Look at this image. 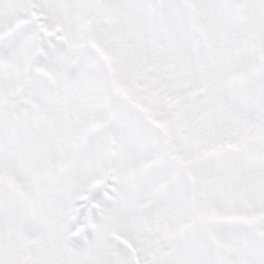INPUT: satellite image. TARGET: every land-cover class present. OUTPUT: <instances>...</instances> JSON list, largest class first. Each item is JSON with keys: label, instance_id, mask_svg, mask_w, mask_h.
Listing matches in <instances>:
<instances>
[{"label": "snow or ice", "instance_id": "6c2138e0", "mask_svg": "<svg viewBox=\"0 0 264 264\" xmlns=\"http://www.w3.org/2000/svg\"><path fill=\"white\" fill-rule=\"evenodd\" d=\"M0 264H264V0H0Z\"/></svg>", "mask_w": 264, "mask_h": 264}]
</instances>
